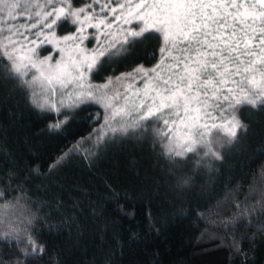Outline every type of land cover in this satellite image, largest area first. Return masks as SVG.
Segmentation results:
<instances>
[{
	"label": "trees",
	"instance_id": "obj_1",
	"mask_svg": "<svg viewBox=\"0 0 264 264\" xmlns=\"http://www.w3.org/2000/svg\"><path fill=\"white\" fill-rule=\"evenodd\" d=\"M44 1L20 0L19 8L10 7L15 0L0 4V35L33 25ZM89 1L71 0L69 6ZM252 28L258 32L259 22ZM53 30L64 35L74 26L58 23ZM124 41L109 49L115 54L100 58L89 72L91 81L158 62V31ZM9 64L0 50V71ZM261 71L264 67L255 76ZM232 95L240 99L243 93ZM30 97L19 80L0 78V190L5 193L0 205H11L0 232L31 235L44 252L25 257L26 241L0 240L3 264H264V104L225 113L246 130L218 149L222 159L205 158L197 165L203 151L183 161L177 157L179 163L164 155L154 120L127 135L100 139L95 131L102 110L96 103L57 112L41 110ZM65 119L59 129L50 128ZM184 180L188 184L182 186Z\"/></svg>",
	"mask_w": 264,
	"mask_h": 264
},
{
	"label": "snow or ice",
	"instance_id": "obj_2",
	"mask_svg": "<svg viewBox=\"0 0 264 264\" xmlns=\"http://www.w3.org/2000/svg\"><path fill=\"white\" fill-rule=\"evenodd\" d=\"M60 2L62 4H71V0H60ZM96 2L98 3L99 0H96ZM109 2L111 3L112 0H109ZM47 3L53 4V0H47ZM0 4L9 6V0H0ZM256 5L264 6V0H256V4L252 6L253 9H255ZM20 6V0H15V2L10 4L11 8H19ZM219 6H225L223 0H221ZM231 6L238 7L235 2ZM104 7H107V5H104ZM137 7H140V5H137ZM216 7V0H212V2H207V0H166V4L159 8V15L151 24L148 23L147 19L144 20V23L149 28H155L157 31L163 32L165 46L160 49L161 53L172 51L180 53L174 59L177 61L176 69L183 65V74L178 75L174 83L171 76L163 80L165 85L163 92H157V96L160 97L161 101L159 107L155 110L148 107V110L143 115H139L132 123L121 124L119 128H110L113 133L119 132L122 135H127L129 129L135 132V130L142 127L141 122L149 121L150 119H162L166 110L179 109L182 101L185 115L188 116L189 113H194V115L189 116L191 124L185 125L187 133L183 140H174L169 135L175 125V121L170 124L169 119H163V125L167 131L158 129L157 135L161 140L167 138V143L162 144L164 155L172 159L174 163L185 160L189 153L199 155V152L203 151V156L197 161V165H199L205 158L222 159L223 157L218 149L224 147V145L234 143L238 139L240 132L246 130L247 125L243 124L235 115H232L231 119L227 120H224V116L225 113H235L238 107L243 104H250L253 107L258 104H264V71H261V79L259 81L255 78L259 68L264 67V11L258 14L254 10L246 11L239 15L228 13V15H233L232 32L229 35L227 16L218 17L215 14ZM86 8H91V5H87ZM208 8L213 9L212 14L206 12ZM85 10V8L70 9L66 12L64 7L56 8L53 4V11H46L44 15L47 17L55 16V19H52L50 24L46 23L44 26L51 29L58 23L68 22L72 17H75L71 21L72 24L75 25L77 22L84 23L80 17ZM112 11L114 12L115 9ZM138 18L143 19V17ZM85 19H88V17ZM249 20L251 24L248 23ZM257 22L260 24L258 32L257 29L252 28V25ZM100 23H104V21ZM249 28H252L251 38L248 35ZM237 29H239V34ZM147 30V28H142L140 31L129 32L128 36L140 37ZM81 31L82 29L78 28L77 33L65 36L63 40L75 41L77 34ZM214 32L225 33V35L220 37L221 43L213 44L209 42V37L212 40L217 39L213 35ZM256 39H259L258 45L253 44V40ZM127 42L126 38L124 43ZM11 43L13 42L9 41V44ZM110 48L114 49L116 45L112 44ZM201 49L206 50L201 52ZM2 54L8 58L10 64L5 66L3 71H0V78L17 79L19 80V86L32 89L31 103L41 110L50 109L60 112L61 108L71 109L89 101H95L96 103L108 101V103L104 104L107 109L112 107V100H118L120 97L119 92L111 98L106 93L100 96L96 95V93L108 89L113 84L112 78H109L105 84L88 85L85 89V85L82 82L84 73L81 72L77 79L81 81L79 87L83 90L76 93V98L72 104L66 105L61 101L58 108L53 101L46 98V94L49 91L55 94L57 84L60 88L67 87V83H70V81H65L64 72H59L56 75H45L37 64L32 62L31 67L36 68L39 75L27 80L24 78L27 75L25 71L27 65L23 63L22 59L20 62L13 59L12 53L7 51V46H5ZM106 54L113 55L115 53H111L109 48H103V50L97 51L90 60L86 59L82 63L86 65L88 72H92L100 65V58L106 56ZM47 59L46 57L45 60L40 61V64L43 65ZM226 65H233L234 69L226 67ZM154 71H156L155 68L144 70L142 67L134 70V72H144L146 76ZM133 74L127 73L115 77V81H121L131 77ZM230 77H240L241 79H232L231 83L236 85V87L227 88L228 95H224V86L229 83ZM37 84L40 85L43 95H38L35 91ZM237 90L243 93L240 99H235L232 95ZM234 99L235 103H232ZM225 104H227V107H225ZM132 111L139 112L140 106L129 109L126 103L124 107L115 108L111 116L106 117L105 126L109 124V121L116 120L117 117L123 119L130 116ZM213 113H216V115H213ZM175 114L179 115V112L177 111ZM66 119L50 125V128L59 129L66 122ZM217 120H222L223 123H216L215 121ZM209 121H212V123H209ZM100 139H103V135H101ZM177 157L180 158V161L176 160ZM187 184L188 180L182 182V186ZM4 194L0 190V197H3ZM16 199L18 202L19 198ZM10 206V204L0 205V223L3 222V216ZM13 238H15L17 243L27 242L26 247L21 251V255L25 257L41 256L44 252V248L31 235L21 237L15 229L8 232H0V240H11ZM0 264H3V261H0Z\"/></svg>",
	"mask_w": 264,
	"mask_h": 264
},
{
	"label": "rangeland",
	"instance_id": "obj_3",
	"mask_svg": "<svg viewBox=\"0 0 264 264\" xmlns=\"http://www.w3.org/2000/svg\"><path fill=\"white\" fill-rule=\"evenodd\" d=\"M207 2H212V0H207ZM220 2L221 0H216L217 7L215 9V14L218 17L222 16L221 13L227 16L229 35L232 32L233 15H239L246 11L253 10L257 14L264 11V6L261 5H256L255 9H253L252 6L256 4V0H240L241 3L239 7L231 6L233 2L236 4V0H223L224 7L219 6ZM42 3V5L40 4L37 6L36 14L34 15L37 16L36 18L38 19L33 23L35 27L30 25L21 26L20 28H11L6 35H0V50L3 53L5 46H7V51L12 53L13 59L17 60V62H20L22 59L23 63L27 65L25 69L27 75L24 77L27 80H31L33 76L39 75L37 69L31 67L32 62H35L45 75H56L59 72H64L65 81H70V83H67V87L60 88L57 84L55 94L51 91L46 94V98L53 101L58 108L60 107L61 101L66 105L72 104L76 98V93L83 90L79 87L81 81L77 79L81 72L84 73L82 82L85 85V89L88 85L105 84L109 78H112L114 81L113 84H111L108 89L96 93V95L100 96L106 93V95L111 98L116 96L117 92H119V99L112 100V107L107 109L104 107V104L108 103V101H103L101 103L92 101L99 105L102 110V119L95 131L97 137L113 133L110 128H119L121 124L132 123L139 115H143L148 110V107L155 110L160 106L161 101L160 97L157 96V92H163L165 87L163 80L171 76L172 82L174 83L178 75L183 74V65H181L179 69H176L177 61L174 57L180 55L178 51L161 53L158 62L152 66H137L131 70L109 76L101 82L91 81L86 65L82 63L86 59L90 60L97 51L103 50V48L111 49L110 45H117L120 41L130 37L128 36L129 32L140 31L142 28L156 30L155 28H149L148 25L144 23V20L147 19L148 23L151 24L159 15V8L166 4V0H112L111 3L109 0H99L98 3L96 0H90L88 3L78 8L70 7L68 4L56 5V8L64 7L66 12L70 9H86L80 17L84 23L77 22L75 25L73 24L74 30L64 35H57L53 28L49 29L44 26L46 23L50 24L52 19H55V16H45L44 13L46 11L52 12L53 8L47 7V5H50L47 3V0ZM87 5H91V8H86ZM104 5H107V7H104ZM121 5H123V7H121ZM137 5H140V7H137ZM113 9H115L114 12L112 11ZM206 12L212 14L213 9L208 8ZM228 13H232L233 15H228ZM86 17H88V19H85ZM138 17H143V19H139ZM73 19H75V17L70 18L68 22L72 24L71 21ZM101 21H104V23H100ZM248 22L250 23L251 21L249 20ZM11 26V24L8 25L6 30ZM213 27H215V25H213ZM78 28H81L82 31L77 34V39L75 41L63 40V37L77 33ZM158 32L161 36L162 47H164L165 41L163 32ZM213 35L216 36L217 39L212 40L211 37H209V42L219 44L221 43L220 37L225 35V33L214 32ZM9 41L13 43L9 44ZM44 47L48 48L47 51L40 53L39 50ZM205 50L206 49H201V52ZM46 57L48 58L47 61L41 65L40 61L45 60ZM157 65H159V67H157ZM140 67L144 70L155 68L156 71L150 72L147 76L144 72H134L135 69ZM226 67H229V65H226ZM127 73L134 74L121 81H115V77ZM255 78L257 81L261 79V77L257 76H255ZM230 86H232L231 77L229 78V83L224 86V95H228L226 89L231 88ZM30 91L32 92V89H30ZM35 91L38 95H43L39 84L35 86ZM126 103L129 109L140 106V111H132L130 116L124 117L123 119L117 117L116 120L109 121V124L105 126L106 117H110L115 108L124 107ZM182 105L183 102L181 101V107L179 109L174 108L166 110L163 113L162 119H151L158 123L156 129L163 131H167L163 125V119H169L170 124L175 121L173 129L169 133L174 140H183L187 133L185 125L191 124L189 116L194 115V113H189V115L186 116ZM193 107H195V105H193ZM177 111L179 115L175 114ZM213 115H216V113H213ZM227 119L229 118L224 116V120ZM215 122L223 123L222 120H217ZM209 123H212V121H209ZM164 143H167V138H164Z\"/></svg>",
	"mask_w": 264,
	"mask_h": 264
}]
</instances>
